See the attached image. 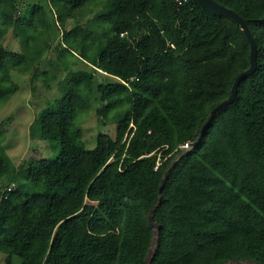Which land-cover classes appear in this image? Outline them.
<instances>
[{
    "label": "trees",
    "instance_id": "obj_1",
    "mask_svg": "<svg viewBox=\"0 0 264 264\" xmlns=\"http://www.w3.org/2000/svg\"><path fill=\"white\" fill-rule=\"evenodd\" d=\"M92 1L0 0V103L18 89L12 68L55 86L28 132L60 143L17 165L0 144L4 263L264 264V0H216L246 20L256 67L203 128L249 67L240 25L198 0H100L67 27ZM91 100L115 134L87 147Z\"/></svg>",
    "mask_w": 264,
    "mask_h": 264
},
{
    "label": "rangeland",
    "instance_id": "obj_2",
    "mask_svg": "<svg viewBox=\"0 0 264 264\" xmlns=\"http://www.w3.org/2000/svg\"><path fill=\"white\" fill-rule=\"evenodd\" d=\"M99 4L100 0H93L75 18L69 16L66 20V26L70 27L74 22L85 23L87 18L92 16V11L89 10V7L91 5L98 7ZM1 39L7 48L19 49L18 37L10 28L2 35ZM56 40L55 38L53 44ZM48 54L53 56V50L49 51ZM41 66L46 67L45 62ZM9 75L18 84V89L9 98L0 103V144L3 145L13 162L17 165L23 159L51 154L59 147L60 143L56 139H32L28 132L29 124L36 111L49 97L56 94L57 89L54 86L53 89L48 90L42 85L41 81H38L36 87L32 89L29 73H23L13 68L9 70ZM99 77L101 79L107 76L99 75ZM99 103L97 100H91L89 108L82 111L78 116L79 123L82 126V139L87 147H92L95 144V137L98 132H107L112 136L115 134L113 117L110 116L104 120L97 113L96 108L100 106ZM189 145L184 148L189 147ZM6 183L5 177L0 178V192ZM152 227L156 228L155 226ZM154 242L155 239L152 240L146 259L149 258L153 251ZM4 257V253L0 251V264H5ZM12 260L18 262L15 257ZM217 264H251V261L248 259H227Z\"/></svg>",
    "mask_w": 264,
    "mask_h": 264
},
{
    "label": "water",
    "instance_id": "obj_3",
    "mask_svg": "<svg viewBox=\"0 0 264 264\" xmlns=\"http://www.w3.org/2000/svg\"><path fill=\"white\" fill-rule=\"evenodd\" d=\"M198 2L200 4H202L205 7L210 8L211 10L218 12V13H223L226 14L230 17H232L241 27V29L244 31L249 44H250V52H249V67L247 69H245L244 71H241L234 79L232 86H231V92L228 95V97H226L225 99H223L222 101H220L219 103H217L212 110L210 111V115L207 119V121L204 123V125L202 126V128L205 126V124L210 120L211 116L213 115V113L216 111L217 108H219L220 106L227 104L229 102H231L237 93V85L239 83V81L241 80V78H243L244 76H246L248 73H250L251 71H253L256 67V45H255V41H254V37L247 25L246 20L240 15L238 14L234 9L227 7L223 4H221L220 2L216 1V0H198ZM201 128V129H202ZM161 184L159 185L158 191L160 190ZM153 208H151L150 213L148 214V223L151 226H155L158 227L159 224L157 222H154L152 220V212H153ZM251 264H263L261 262L255 261L252 262Z\"/></svg>",
    "mask_w": 264,
    "mask_h": 264
},
{
    "label": "built area",
    "instance_id": "obj_4",
    "mask_svg": "<svg viewBox=\"0 0 264 264\" xmlns=\"http://www.w3.org/2000/svg\"><path fill=\"white\" fill-rule=\"evenodd\" d=\"M189 144V142H183L182 144H180V147L181 148H184L185 146H187ZM13 184H8L7 186H5L2 190V193H4V195L6 194L7 191L11 190L12 189V186Z\"/></svg>",
    "mask_w": 264,
    "mask_h": 264
}]
</instances>
